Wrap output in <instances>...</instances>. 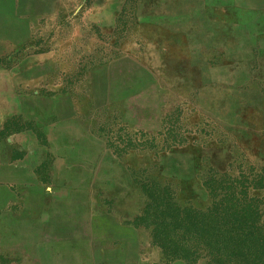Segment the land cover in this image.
Returning a JSON list of instances; mask_svg holds the SVG:
<instances>
[{"label": "rangeland", "instance_id": "1", "mask_svg": "<svg viewBox=\"0 0 264 264\" xmlns=\"http://www.w3.org/2000/svg\"><path fill=\"white\" fill-rule=\"evenodd\" d=\"M22 55L0 59L11 81L0 97L30 123L15 117L0 136L28 128L39 141L42 115L77 119L63 174L78 202L64 210L57 264H185L132 225L145 202L134 179L204 210V182L264 170V0H46ZM117 61L137 80L110 92ZM0 264L35 263L0 252Z\"/></svg>", "mask_w": 264, "mask_h": 264}, {"label": "crops", "instance_id": "2", "mask_svg": "<svg viewBox=\"0 0 264 264\" xmlns=\"http://www.w3.org/2000/svg\"><path fill=\"white\" fill-rule=\"evenodd\" d=\"M41 1L43 5L46 2L0 0V59L15 54L29 59L24 53L31 41V12L41 8ZM127 62L117 61L105 71L110 92L124 91L128 83L137 80L129 76ZM3 68L0 84L9 87V72ZM14 105L9 95L0 97V130L15 117L30 123L29 116L15 113ZM76 120L61 112L42 115L39 141L28 128L0 136V252L29 258L35 264H57L60 260L64 210L78 202V195L74 202L73 194L67 195L73 188L77 192V179L69 180L63 174L64 165L69 164L66 155L78 151V133H73ZM182 174L174 169L172 177L185 182ZM126 181L124 175V185Z\"/></svg>", "mask_w": 264, "mask_h": 264}, {"label": "trees", "instance_id": "3", "mask_svg": "<svg viewBox=\"0 0 264 264\" xmlns=\"http://www.w3.org/2000/svg\"><path fill=\"white\" fill-rule=\"evenodd\" d=\"M134 182L145 202L132 225L150 230L152 244L167 261L264 264V170L204 182L210 198L204 210L178 204L170 184Z\"/></svg>", "mask_w": 264, "mask_h": 264}]
</instances>
